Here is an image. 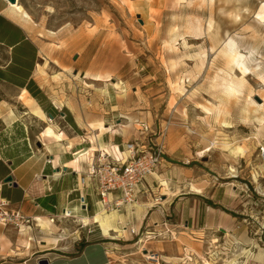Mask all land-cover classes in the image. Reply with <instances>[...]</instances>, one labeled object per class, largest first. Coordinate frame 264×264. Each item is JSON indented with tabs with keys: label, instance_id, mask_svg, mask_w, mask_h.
<instances>
[{
	"label": "rangeland",
	"instance_id": "rangeland-1",
	"mask_svg": "<svg viewBox=\"0 0 264 264\" xmlns=\"http://www.w3.org/2000/svg\"><path fill=\"white\" fill-rule=\"evenodd\" d=\"M20 2L53 99L95 120L87 126L125 125V142L142 138L139 122L149 139L164 129L177 197L198 195L220 215L219 228L198 231L183 220L169 230L172 212L159 221L163 230L145 222L133 235L122 226L112 232L116 264H264V0ZM229 41L245 57L238 67Z\"/></svg>",
	"mask_w": 264,
	"mask_h": 264
},
{
	"label": "crops",
	"instance_id": "crops-1",
	"mask_svg": "<svg viewBox=\"0 0 264 264\" xmlns=\"http://www.w3.org/2000/svg\"><path fill=\"white\" fill-rule=\"evenodd\" d=\"M18 5L22 6L20 0H0V200L30 222L20 228L0 226V264H39L42 259L48 264H116L118 238L104 237L93 223L91 217L101 203L92 181L84 186L79 181L97 151L110 152L113 145L121 151L134 139L124 141L123 124L104 121L100 129L94 128L96 124L87 126L95 120H87L78 110L81 120L68 109L66 104L71 102L53 99L55 88H48L52 81L45 84L39 77L40 47L31 19H25ZM24 100L33 101L46 120L31 113ZM55 126L61 130L57 136L53 135ZM164 142L169 144V135ZM170 159L166 150L156 172L141 185L146 195L125 207L128 213L121 214L124 222L117 224L119 228L138 230L146 222L158 223L157 228L163 230L159 221L170 212L176 215V224H167L169 230L177 229L180 220L187 226L190 223L191 231L220 227L219 213L198 195L193 197L196 201L177 197V184L167 177L168 172L177 173ZM8 176L10 183L4 182ZM157 191L161 200L149 201ZM65 211L70 215L64 216ZM46 219L51 224H45Z\"/></svg>",
	"mask_w": 264,
	"mask_h": 264
},
{
	"label": "built area",
	"instance_id": "built-area-1",
	"mask_svg": "<svg viewBox=\"0 0 264 264\" xmlns=\"http://www.w3.org/2000/svg\"><path fill=\"white\" fill-rule=\"evenodd\" d=\"M137 130L142 138L126 142L121 150L122 155L97 151L90 159L86 173L80 177L79 182L83 186L87 180L92 181L100 203L107 208L113 207L120 211L137 203L140 195H146L141 185L156 172L164 159V129H160L159 135L154 139L148 138L150 128L146 123L139 122ZM159 138L160 142L157 141ZM7 205V202L0 200V226L20 228L23 224H29V218L19 211L9 210ZM69 215V211L64 212V216ZM124 228L130 234H138L133 226Z\"/></svg>",
	"mask_w": 264,
	"mask_h": 264
},
{
	"label": "bare ground",
	"instance_id": "bare-ground-1",
	"mask_svg": "<svg viewBox=\"0 0 264 264\" xmlns=\"http://www.w3.org/2000/svg\"><path fill=\"white\" fill-rule=\"evenodd\" d=\"M17 7H18V10L23 13L25 19H29V15L23 10V8L20 5H18ZM228 43H229V49H230L228 59L231 62L235 63L238 67L240 61L245 59V57L239 53V51L237 50V48L233 44L234 42L229 41ZM38 71H39V73L43 72L39 66H38ZM92 79L95 81H99L96 78H92ZM59 103H60V106H62L64 104L63 102H59ZM34 115H35V113H34ZM124 118H127V117H124ZM99 127L100 126L98 124H96L94 126V128H98V129L103 128V127H100V128ZM56 136H57V134H56ZM102 152L104 154L109 153V154L116 155V156H118L119 153H120V155H122L121 151L119 149H117L116 145L112 146V149L110 152H108L107 150H104V149L102 150ZM134 204H132V205H134ZM148 205L152 206L153 203H149ZM128 206H131V205H128ZM118 211L119 210H117L116 208H113V207L107 208V207L103 206L102 204H100L98 210L92 215L91 220L93 221V223L95 222L102 229V231L105 235L112 237V238H115L117 235H112V232H114V233L121 232L120 228L117 227V224L122 223V221H123V216ZM85 218H87V217H85ZM89 222H91V221H89ZM44 223L49 225V224H51V220L46 219L44 221ZM39 224L42 225V222H39ZM144 256L148 259H155L154 257H152L150 255L145 254Z\"/></svg>",
	"mask_w": 264,
	"mask_h": 264
},
{
	"label": "water",
	"instance_id": "water-1",
	"mask_svg": "<svg viewBox=\"0 0 264 264\" xmlns=\"http://www.w3.org/2000/svg\"><path fill=\"white\" fill-rule=\"evenodd\" d=\"M11 3H16L17 2V0H9ZM63 112H60V115L61 116H63ZM50 118H53V115L51 114V113H49V115H48ZM36 146H38V147H40L41 146V144H40V142H38L37 144H36ZM12 181V178L10 177V176H8V177H6L5 178V180H4V182H8V183H10ZM14 184V183H13ZM14 186H15V184H14ZM39 264H48V262H47V260H45V259H42V260H40L39 261Z\"/></svg>",
	"mask_w": 264,
	"mask_h": 264
}]
</instances>
